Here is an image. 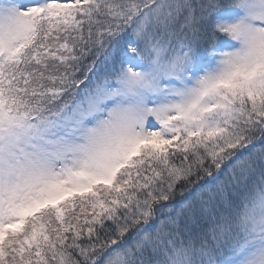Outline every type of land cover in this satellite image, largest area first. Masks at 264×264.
<instances>
[{
    "label": "snow or ice",
    "instance_id": "1",
    "mask_svg": "<svg viewBox=\"0 0 264 264\" xmlns=\"http://www.w3.org/2000/svg\"><path fill=\"white\" fill-rule=\"evenodd\" d=\"M0 264H264V0H0Z\"/></svg>",
    "mask_w": 264,
    "mask_h": 264
}]
</instances>
